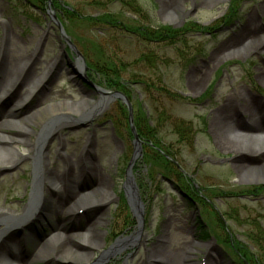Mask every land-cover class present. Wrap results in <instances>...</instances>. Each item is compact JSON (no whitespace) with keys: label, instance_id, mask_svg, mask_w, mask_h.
Here are the masks:
<instances>
[{"label":"rangeland","instance_id":"374dc122","mask_svg":"<svg viewBox=\"0 0 264 264\" xmlns=\"http://www.w3.org/2000/svg\"><path fill=\"white\" fill-rule=\"evenodd\" d=\"M173 1L174 6L162 9L158 0H0V55L23 66L20 76L0 91L1 114L23 92L13 90L17 84L25 87L21 76L30 67L27 83L32 82L33 92L19 114L28 110L42 116L50 106L57 110V121L40 148L43 170L61 171L87 151L88 172L92 166L94 174L75 184V194H86V199L74 194L56 212L44 201L48 208L11 230L10 239L18 243L11 242V247L16 246L23 264H144L149 252L166 259L162 264H207L210 245L214 261L222 264H264V140L252 144L253 153L225 149L217 142L214 126L222 119L220 109L227 98L238 91L243 98L238 104L259 102L258 120L263 123L264 81L258 73L264 70V50L222 58L201 76L211 53L238 31L260 0L209 5ZM60 4L74 15L68 17ZM101 15L117 23L88 22V17ZM255 21L260 24L264 17ZM133 27L177 31L171 42L157 43L127 31ZM77 60L100 89L114 91L104 81L112 78L114 68L124 82L141 148L130 167L140 214H132L123 187L134 150L126 106L112 98L91 119L80 118L99 95L75 73L84 76L75 66ZM136 118L142 131L153 128L151 142L163 144L178 168L167 165V170L164 160L153 155L151 142L138 136ZM231 126L246 130L243 113H233ZM11 127L25 129L29 153L0 166V209L12 201L9 210L18 217L29 199L32 154L41 125L31 117ZM0 134L13 136L14 130ZM20 152L17 147L15 153ZM239 164L250 170L239 172ZM199 221L209 236L198 232ZM4 227L0 219V234ZM138 231L132 242L102 258L116 242ZM80 254H88V261L77 257Z\"/></svg>","mask_w":264,"mask_h":264},{"label":"bare ground","instance_id":"6f19581e","mask_svg":"<svg viewBox=\"0 0 264 264\" xmlns=\"http://www.w3.org/2000/svg\"><path fill=\"white\" fill-rule=\"evenodd\" d=\"M161 4L162 9H167L171 6H174L175 2L173 0H158ZM219 0H201V2L205 5L213 4ZM256 16L264 17V0H260L257 3L256 9L253 12L249 13L247 20L238 31L230 37L227 41L223 42L216 51H213L210 55V59L207 61L205 65L204 72L201 73L203 76L206 73L207 69H210V65L217 61H221L222 58H227L234 56L236 54H247V53H261L264 50V22L258 24L255 21ZM34 49L30 52V55L33 54ZM17 59L8 57H4V55H0V91L1 89L6 90L8 83L12 80H16L23 69V66L19 68ZM33 61L31 64H34ZM77 69H81V63L77 60L75 63ZM30 67H28L22 73L21 80L23 83L26 82L25 87L17 84L14 88L15 92H19L23 89V92L18 96L15 103H13L12 107L7 111L1 114L0 112V130H14L13 136H6L0 134V166L2 165H11L12 162L17 159V157H22L28 154V150L25 149L27 147V141L24 138L25 129H11L13 125L17 123H22L28 121L31 117H36L38 122L41 125V131L37 138L36 150L32 154L33 161V180L30 187L29 199L27 204L24 206L21 215L18 217L13 215L9 208L12 207L13 202H8V208L5 210L0 209V219L4 220V229L0 234V264H23V257L18 253L16 246L15 249L11 247L12 243L14 245H18L16 241H12L10 239L11 230L15 228L17 225L25 223L27 220L31 218H35L38 215V210L46 209L48 207L43 205L44 201H49L51 204V208L54 212L58 210H62L67 200H69L72 195L75 194V184L76 182L88 180V178H93V170L92 166L89 168L88 172V152L85 151L84 154L78 157L76 160L72 162H67L63 166L61 171L54 172L49 171L46 172L43 170L41 165V157L40 151L41 147L44 144L45 137L52 125L55 124L57 118L54 117L57 110H55V106H50L49 111L44 112L42 116H39L35 113H29L28 110L21 113L22 107L24 103L27 102L26 97L33 92V84L32 82L27 83L28 76L30 75ZM258 77L264 81V70L258 73ZM9 81V82H8ZM2 91V92H3ZM35 94L40 95V91H37ZM242 92H235L234 96H229L223 104L221 111V120H218L215 126V137L220 146L225 149H235L238 151L245 150L247 152H254L252 144L256 141L264 140V121L259 122L258 115L261 112V108L258 101H253L251 104L244 105L238 104V101H242ZM24 106V105H23ZM91 112V111H90ZM89 112V113H90ZM241 112L245 117V131L236 130L234 126H231L233 120V113ZM29 113V114H28ZM87 111H84L80 114V118H86L90 115ZM261 119V118H260ZM262 121V119H261ZM17 147H21L20 153H15V149ZM264 158V154L262 155ZM261 162V159L259 160ZM240 165V164H239ZM244 164L237 166V170L239 172H243L246 170H250ZM252 169H256V167H250ZM92 173V174H90ZM95 177V176H94ZM95 180V179H94ZM93 180V181H94ZM96 182V180H95ZM95 183H93L94 185ZM128 188L129 186L124 183V188ZM45 187V189H44ZM51 191L52 196L50 198L47 196L45 198V193ZM74 196H78L79 199H86V194L76 193ZM55 230L57 228L55 227ZM97 234H92L93 240L96 238ZM54 236H58V232ZM139 236V231L135 233V236L131 235V237L116 242L113 246H111L107 251L103 253V257L105 255L111 254L115 251H118L122 246L128 244L130 241L134 240ZM64 240V238H62ZM86 242V241H85ZM162 249V248H161ZM206 254V262L207 264H222L221 261H214L211 250H213V246L207 248ZM163 252V250H161ZM150 256H147V260L144 264H148V262H152V264H162L163 261L156 258L154 253L149 252ZM82 255V256H81ZM73 256V254L71 255ZM154 256V257H153ZM80 259H85L88 261V254L84 255L80 254L77 256ZM102 257V258H103ZM74 258V257H73ZM97 261H94L92 264H97Z\"/></svg>","mask_w":264,"mask_h":264},{"label":"trees","instance_id":"16d2710c","mask_svg":"<svg viewBox=\"0 0 264 264\" xmlns=\"http://www.w3.org/2000/svg\"><path fill=\"white\" fill-rule=\"evenodd\" d=\"M63 11H64V13L67 14L68 17H72L74 15L73 12L69 8H67V7H65V8L63 7ZM87 19H88V22L91 23V25L92 24L93 25H96V23H98V22H100V23H108V24H112V25H115L117 23L116 19L109 18V15L108 16L101 15L100 17H92L91 16V17H88ZM132 29L133 30H128V28H127V31H130L132 33L137 32V33H139V35H141V37L143 39H146V40H149V41H154V42H157V43H165L167 41L171 42L170 40L174 36H176V33L175 32L177 31V30H171V29H168L167 30V28L165 29V27L157 28L156 31H151V32L148 31V30H146V31L140 30L139 27H135V28L133 27ZM88 64L91 65V66L92 65L94 66V64H92L91 62L88 63ZM98 72L104 73L105 71H104V69L103 70L98 69ZM111 73L110 74L112 75V78H110V79L108 78L107 80H104V81H106L107 86L112 87V88L114 87V88H117V89H120V90L123 91V89H124L123 88L124 87V82H122L121 81V78L119 77V75H117V71L115 70V68L111 70ZM160 88L163 89V90H165L162 87H159L158 89H160ZM135 124H136V128L138 130V136H141V134H142L145 137L146 142H149L150 143L151 142V138L153 136V132H152L153 131V128L152 127H149V126L148 127L146 126L145 127L146 128L145 129L146 131H144V130L142 131V129H141L142 127H140V125H141L140 124V121L137 118L135 120ZM151 145L152 146H155V147L149 146L153 150V155L155 157H160L161 159L164 160L165 167H167L166 168L167 170L171 168L170 166H167V165L175 166L174 163L171 160H169L168 158H166V156L169 155L170 158L174 159L172 157V153H170V151L167 148H163V144L157 145L153 141V142H151ZM156 145H157V147H156ZM199 232L202 235H204V236H208V233L204 229L203 226H199Z\"/></svg>","mask_w":264,"mask_h":264},{"label":"water","instance_id":"95a60500","mask_svg":"<svg viewBox=\"0 0 264 264\" xmlns=\"http://www.w3.org/2000/svg\"><path fill=\"white\" fill-rule=\"evenodd\" d=\"M58 27L60 28L61 30V34L62 36L64 35L63 34V30L62 28L60 27V24L58 22H56ZM65 38V41L68 42V39H66L65 36H63ZM71 47H73V45L71 44ZM75 53L79 56L80 54L75 51ZM79 61V60H78ZM84 64L81 62V69L83 71V74L85 76V71H84ZM75 73L85 82H88V84L91 86V87H95L96 86L86 77H84L81 73L77 72L76 70H74ZM98 89V88H97ZM99 93L105 95V96H109L111 99L112 98H119L121 99L127 106V110H128V121L130 123V130H131V133L133 135V141H134V150H133V153L130 157V161H129V165H128V169H127V172H126V182L125 184H127L129 186V189L124 188V193H125V197H126V202L129 206V208L131 209L132 211V214L133 215H136L138 214L137 212H139L140 214V210H141V202L139 200V197H138V194H137V189H136V186L134 184V181H133V178H132V175L130 173V167L132 166L134 160L139 156L140 152H141V148H140V140L138 139L137 137V134L135 132V129L133 127V125L131 124V107H130V103L129 101L126 99V97L121 93V92H118V91H102L101 89H98ZM102 101V99H100V102ZM98 112V110L96 109V107H94L92 109V111L90 112V115H95L96 113ZM137 220L139 223H141V215H138L137 216Z\"/></svg>","mask_w":264,"mask_h":264}]
</instances>
